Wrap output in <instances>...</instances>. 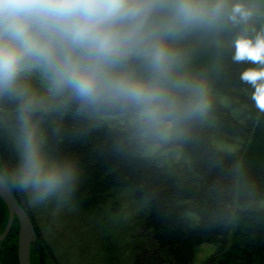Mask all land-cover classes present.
<instances>
[{
	"label": "trees",
	"instance_id": "1",
	"mask_svg": "<svg viewBox=\"0 0 264 264\" xmlns=\"http://www.w3.org/2000/svg\"><path fill=\"white\" fill-rule=\"evenodd\" d=\"M137 2L145 11L129 23L140 28L95 96L56 89L43 72L45 103L14 83L0 88V176L37 236L29 264H51L54 253L26 192L13 184L22 117L45 154L69 167L62 194L98 221L107 235L101 254L112 245L108 264H123L133 243L143 252L137 264H197L203 246L214 252L200 264H264V110L241 79L261 65L234 59L239 38L264 34V0ZM158 46L167 52L163 66L154 59ZM201 96L207 105L197 108ZM132 210L139 216L123 231L121 217ZM6 221L0 200V234ZM17 231L13 219L0 264H17Z\"/></svg>",
	"mask_w": 264,
	"mask_h": 264
},
{
	"label": "clouds",
	"instance_id": "2",
	"mask_svg": "<svg viewBox=\"0 0 264 264\" xmlns=\"http://www.w3.org/2000/svg\"><path fill=\"white\" fill-rule=\"evenodd\" d=\"M144 11L137 0H0V88L39 68L56 89L68 87L85 97L95 96L114 58L140 28L129 22ZM154 59L160 66L165 63L162 46L156 48ZM234 59L261 65L259 70H245L241 79L253 84V99L264 110V34L239 38ZM115 83L137 94L142 91L139 85ZM206 105L201 96L196 107ZM21 119L13 184L33 203H41L64 191L71 173L66 164L45 154L27 118Z\"/></svg>",
	"mask_w": 264,
	"mask_h": 264
},
{
	"label": "rangeland",
	"instance_id": "3",
	"mask_svg": "<svg viewBox=\"0 0 264 264\" xmlns=\"http://www.w3.org/2000/svg\"><path fill=\"white\" fill-rule=\"evenodd\" d=\"M42 74V70L39 68L25 71L14 82V86L28 90V95L34 101L45 103L49 90L46 91L48 82ZM143 74H147V71H142L138 75L142 76ZM26 194L28 207L38 227L41 239L50 245L54 253V260L51 264H108V260L112 258L110 253L112 245L104 243V246L110 248L109 254L108 256L101 254L100 248L103 241L100 240V237H106L107 235L101 233L102 230L95 218L81 215L77 210L70 207L62 192L41 203H33L27 192ZM137 213L139 214V211L132 210L131 213L124 214L123 218L121 217L123 231H127L128 222L132 217L139 216ZM113 222V219L106 221L112 227ZM118 234L119 229H116L114 235L118 236ZM124 244L126 245L122 238L118 242V247L122 248ZM133 244L126 252V257L123 255V258H125L123 264L140 263L143 252H136L137 245ZM203 248L197 255V264H200L201 261H204L214 252V248L211 246H203Z\"/></svg>",
	"mask_w": 264,
	"mask_h": 264
},
{
	"label": "water",
	"instance_id": "4",
	"mask_svg": "<svg viewBox=\"0 0 264 264\" xmlns=\"http://www.w3.org/2000/svg\"><path fill=\"white\" fill-rule=\"evenodd\" d=\"M0 200L3 202L7 210V221L2 233L0 234V243L9 232L13 219H16L18 224L16 242L17 264H29V252L31 248L35 246L37 236L28 216L17 204L11 190L1 176Z\"/></svg>",
	"mask_w": 264,
	"mask_h": 264
}]
</instances>
